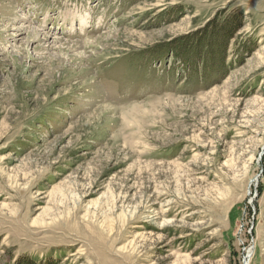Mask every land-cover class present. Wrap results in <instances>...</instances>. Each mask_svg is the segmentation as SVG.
<instances>
[{
  "label": "rangeland",
  "instance_id": "obj_1",
  "mask_svg": "<svg viewBox=\"0 0 264 264\" xmlns=\"http://www.w3.org/2000/svg\"><path fill=\"white\" fill-rule=\"evenodd\" d=\"M0 264H264V0H0Z\"/></svg>",
  "mask_w": 264,
  "mask_h": 264
},
{
  "label": "bare ground",
  "instance_id": "obj_2",
  "mask_svg": "<svg viewBox=\"0 0 264 264\" xmlns=\"http://www.w3.org/2000/svg\"><path fill=\"white\" fill-rule=\"evenodd\" d=\"M21 27H24L23 24H18V27L17 28H21ZM25 27H27V26H25Z\"/></svg>",
  "mask_w": 264,
  "mask_h": 264
},
{
  "label": "trees",
  "instance_id": "obj_3",
  "mask_svg": "<svg viewBox=\"0 0 264 264\" xmlns=\"http://www.w3.org/2000/svg\"><path fill=\"white\" fill-rule=\"evenodd\" d=\"M233 31V30H232Z\"/></svg>",
  "mask_w": 264,
  "mask_h": 264
}]
</instances>
